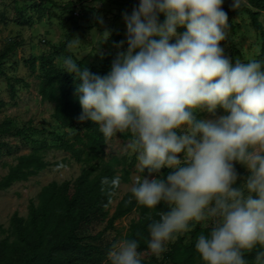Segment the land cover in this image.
Segmentation results:
<instances>
[{
    "label": "clouds",
    "instance_id": "1",
    "mask_svg": "<svg viewBox=\"0 0 264 264\" xmlns=\"http://www.w3.org/2000/svg\"><path fill=\"white\" fill-rule=\"evenodd\" d=\"M247 2L232 0L230 7ZM223 3L138 0L124 14L125 40L106 74L72 56L62 59V71L76 81L80 123L90 121L105 143L129 136L138 173L130 191L138 207L150 210L146 244L153 256L200 224V264H250L253 253L254 264H264V60L225 55ZM217 109L224 114L197 116ZM236 164L250 173L239 183ZM101 185L111 195L121 176L104 177ZM159 205L165 210L152 219ZM139 246L135 238L115 241L105 264H143Z\"/></svg>",
    "mask_w": 264,
    "mask_h": 264
},
{
    "label": "trees",
    "instance_id": "2",
    "mask_svg": "<svg viewBox=\"0 0 264 264\" xmlns=\"http://www.w3.org/2000/svg\"><path fill=\"white\" fill-rule=\"evenodd\" d=\"M110 2L132 9L138 4ZM71 8L72 4H69L63 10L69 12ZM223 10L227 14H246L250 17L255 31L262 37V54L258 60H264V24L261 21L264 0H248L247 6L236 11L225 8ZM71 13L74 15L75 11ZM163 19L161 16V22ZM81 28L82 26L75 24L67 36L66 43L56 48L54 56H72L68 45ZM120 40L121 36L116 35L110 38V43L116 45ZM17 47L15 42L8 43L0 57V73L6 77L13 92L16 83L21 81L10 78L4 72L3 65ZM116 55L117 53L109 55L102 68H88L83 62H77L94 74L104 75L110 70ZM47 61L42 60L39 96L43 103L56 104L52 118L58 124L59 131L47 132L33 126L16 128L8 120L0 124V156H11L24 148H31L29 153L16 156V164L10 166L8 173L0 180V193L15 183L27 182L48 169L52 165L46 158L48 150L70 154L81 165V173L73 181L53 182L43 188L39 203H30L28 217L24 218L19 214L12 217L10 235L0 240V264H101L107 252L105 248L94 243L113 230L117 221L135 211L140 214V219L131 227L126 238L139 241L138 250L143 253V264H200L194 245L196 237L206 231L203 225L198 224L191 232L180 236L169 245L166 253L156 258L147 249L146 244L150 210L138 207L131 191L124 195L113 215L110 214L119 188L109 195L107 190L102 191L101 180L104 177L113 178L120 175L122 183L129 179L130 172L125 167L121 168L126 164L125 160L119 157L107 158L108 142L105 143L96 126L90 121H78L82 109L75 95L76 81L73 75L63 72L62 67L51 65ZM30 65L35 70V61L31 60ZM197 116L203 119L202 114L197 113ZM45 133L53 137L54 144L39 142L34 138V135ZM123 138L128 140L129 136L124 134ZM12 140H16L21 146L13 144ZM55 165L63 167L64 163L57 162ZM239 168L241 172L246 169L240 164ZM163 171L167 172V169ZM163 210L165 209L162 205L151 210L152 219H157L156 213ZM99 224L106 225L104 230L96 235H82L84 230ZM4 232L5 229L0 224V234ZM254 255L253 253L247 257L250 264H254Z\"/></svg>",
    "mask_w": 264,
    "mask_h": 264
},
{
    "label": "rangeland",
    "instance_id": "3",
    "mask_svg": "<svg viewBox=\"0 0 264 264\" xmlns=\"http://www.w3.org/2000/svg\"><path fill=\"white\" fill-rule=\"evenodd\" d=\"M110 1L121 4L138 3V0H0V57L8 43L18 44L15 51L4 61L3 70L10 78L21 81L16 83L13 92L6 77L0 73V124L8 120L16 128L33 126L47 132L59 131L58 124L52 118L56 104L43 103L39 96L42 60L47 59V63L62 67V59L66 56H54V52L66 43L67 36L75 24H78L82 28L72 38L71 43L75 42V46L69 48L72 57L83 62L88 68H102L109 55L121 50L118 45L125 40L126 34L124 14L130 15L133 10L131 7L117 6ZM231 2L232 0H224L222 7L235 11L230 7ZM69 4H72L71 10L64 11ZM247 5L248 2L245 6ZM72 11L78 12L79 15H73ZM227 15L228 36L221 44L225 55L233 62L236 59L242 62L259 59L262 54V37L255 31L250 17L235 13ZM261 21L264 24V13ZM105 31L109 32V36L103 39L102 34ZM116 35H120L121 40L112 45L110 38ZM31 60L36 63L35 70L30 65ZM199 114L203 115V119H214L224 113L222 109H217L214 115ZM34 138L39 142L54 144L53 137L48 133L34 135ZM128 140L118 134V137L108 141L106 147L107 158L119 157L125 160L126 164L121 168L125 167L130 172L129 179L121 183L115 196L111 215L124 195L130 192L138 175L135 155L126 147ZM12 143L19 145L16 140H12ZM30 146L33 147L31 143ZM30 149L24 148L11 156H0V180L8 173L9 167L16 164V156L29 153ZM46 158L52 163L48 169L29 181L15 183L0 193V224L5 229V232L0 234V240L10 235L11 219L15 214L28 217L30 203H39L43 188L53 182L73 181L81 173V165L68 153L48 150ZM57 162H63L64 166L55 165ZM235 167L240 178L238 183L250 174L247 169L241 172L239 164ZM139 219L138 212L131 213L117 221L115 228L105 233L103 238L94 244L102 246L108 252L115 241L127 237L131 227L137 224ZM105 226L96 225L84 230L82 235H96L104 230ZM186 241L189 243V239ZM106 259L107 253L101 264H105Z\"/></svg>",
    "mask_w": 264,
    "mask_h": 264
},
{
    "label": "built area",
    "instance_id": "4",
    "mask_svg": "<svg viewBox=\"0 0 264 264\" xmlns=\"http://www.w3.org/2000/svg\"><path fill=\"white\" fill-rule=\"evenodd\" d=\"M75 15H77V16H78V15H79V13H78V12H76V13H75Z\"/></svg>",
    "mask_w": 264,
    "mask_h": 264
}]
</instances>
